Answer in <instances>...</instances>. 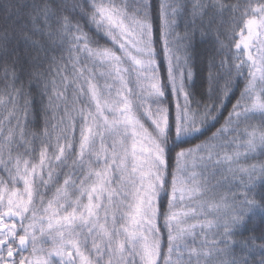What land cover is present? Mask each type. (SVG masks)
<instances>
[{
    "label": "snow or ice",
    "instance_id": "6c2138e0",
    "mask_svg": "<svg viewBox=\"0 0 264 264\" xmlns=\"http://www.w3.org/2000/svg\"><path fill=\"white\" fill-rule=\"evenodd\" d=\"M0 7V264H264V0Z\"/></svg>",
    "mask_w": 264,
    "mask_h": 264
},
{
    "label": "trees",
    "instance_id": "16d2710c",
    "mask_svg": "<svg viewBox=\"0 0 264 264\" xmlns=\"http://www.w3.org/2000/svg\"><path fill=\"white\" fill-rule=\"evenodd\" d=\"M6 0H0V6L5 3ZM12 3H24L25 0H11ZM185 5L184 11L177 17V26L175 28V35L177 37L183 36L186 28L185 23L190 19L188 16V11L190 9L191 0H183ZM3 11L0 7V19H2ZM227 43V41H225ZM219 45L216 44L215 36L213 34H208L204 37H201L199 33L196 34L194 40V47L192 49V64H193V79L190 81V90L195 93L197 99L207 101L208 98V72H209V58L215 56L217 64L219 60L224 55L223 51H218ZM226 51V50H225ZM219 69H213V72H217ZM220 83H223L221 80ZM242 83L235 90V95L232 97L231 102H226V106L223 109L222 117L219 123L216 124V127H219L223 123V117L227 116L228 111L231 110L232 103L235 102V97L239 95V89L242 87ZM215 129L213 128L212 131ZM211 133H206L210 135ZM204 139V137H201ZM199 141H193V143H198ZM252 162V161H249ZM234 189L230 188V185L227 182H222V184L215 189L218 197L219 196H230L231 191ZM224 209H221L223 212ZM258 234V232L256 233Z\"/></svg>",
    "mask_w": 264,
    "mask_h": 264
}]
</instances>
